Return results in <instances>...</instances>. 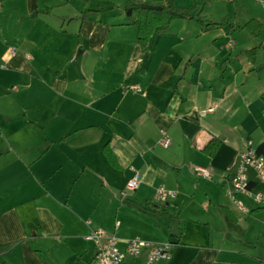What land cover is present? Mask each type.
I'll use <instances>...</instances> for the list:
<instances>
[{
    "label": "crops",
    "instance_id": "0c3cea01",
    "mask_svg": "<svg viewBox=\"0 0 264 264\" xmlns=\"http://www.w3.org/2000/svg\"><path fill=\"white\" fill-rule=\"evenodd\" d=\"M94 1L0 0V246L11 245L0 261L90 264L84 237L97 228L173 243L158 264H264V205L255 200L264 183L227 194L244 140L264 143L254 65L236 64L242 52L225 29L186 20L141 49L123 0ZM194 1L174 0L183 9ZM194 166L210 178L195 177ZM134 172L141 182L128 204L121 194ZM159 186L175 194L165 204H153Z\"/></svg>",
    "mask_w": 264,
    "mask_h": 264
},
{
    "label": "built area",
    "instance_id": "2783aa9c",
    "mask_svg": "<svg viewBox=\"0 0 264 264\" xmlns=\"http://www.w3.org/2000/svg\"><path fill=\"white\" fill-rule=\"evenodd\" d=\"M261 2L264 8V1ZM230 46V45H229ZM13 55V51L10 52ZM135 91L139 92L138 89ZM212 112L208 109L203 113ZM163 148H168L170 140L163 137L160 141ZM193 174L197 178H210L207 169L194 166ZM254 174L255 179L250 177ZM264 183V156L257 153V148L253 146L250 139H245L243 150L238 153L234 162V173L229 184L231 190L227 191L228 195L233 193L250 194L249 185L253 182ZM141 182L140 175L134 172L133 176L127 181L125 191L121 194L125 198L128 193L135 192ZM175 196L174 192L167 190L163 186L156 189L154 200L159 204H165L169 199ZM255 200L264 205V196H257ZM89 224V222H87ZM85 241L92 245L94 250L93 258L90 264H124L126 259L136 260L144 256L145 264H158L159 262L169 261L172 253L173 243L156 244L139 240L137 238L121 241L114 235H108L103 230L91 229L84 237ZM125 244V248H120V243Z\"/></svg>",
    "mask_w": 264,
    "mask_h": 264
},
{
    "label": "trees",
    "instance_id": "16d2710c",
    "mask_svg": "<svg viewBox=\"0 0 264 264\" xmlns=\"http://www.w3.org/2000/svg\"><path fill=\"white\" fill-rule=\"evenodd\" d=\"M142 3L139 0H124L123 12L126 18V26L136 27V44L144 49L149 43L151 36L155 33L162 34L166 32L174 20H186L195 22L200 25L204 32L209 28L217 27L215 23H206L202 16V9L197 1L190 8H178L174 0H166L165 4L160 7V10H147L141 8ZM85 14V13H84ZM243 29L260 41L261 47H264V25L255 19L249 20L243 26ZM247 54L253 59V50ZM219 147V143L215 140L211 141L203 150L208 156H213ZM103 153L107 162L114 169H119L116 158L109 146L106 144L103 147ZM257 153L264 156V143L259 145ZM249 185V189L252 187ZM11 245L0 246V255L9 251ZM0 264H5L0 261Z\"/></svg>",
    "mask_w": 264,
    "mask_h": 264
},
{
    "label": "rangeland",
    "instance_id": "374dc122",
    "mask_svg": "<svg viewBox=\"0 0 264 264\" xmlns=\"http://www.w3.org/2000/svg\"><path fill=\"white\" fill-rule=\"evenodd\" d=\"M106 1V2H105ZM115 0H104L101 2V5H106L107 3H115L112 2ZM199 3L200 8L202 9V16L206 23H215L217 27H212L207 29L206 31L218 30V28L225 29V32L231 33L233 49L237 51V53L242 52L238 57H242L243 59L239 61L240 58L236 57V64L240 66H248V62H252L255 68V76L253 75L256 83H261L264 85V47H261V43L258 39L252 37L248 31L243 29L245 23H247L251 19H260L262 24L264 25V8L261 2L256 0H195ZM194 1V2H195ZM262 1V0H261ZM97 3V0L94 1ZM93 2V8H94ZM124 3V0H123ZM123 6V4H122ZM104 7V6H103ZM157 7V6H155ZM160 7V6H158ZM123 9V8H122ZM227 19L228 22H224ZM214 29V30H213ZM231 43V42H230ZM231 43V46H232ZM253 50L254 56L253 61H251V57L249 58L245 55V51ZM244 51V52H243ZM247 60V61H246ZM260 67H262V75L259 77L258 72ZM260 79V80H258ZM124 202H128L127 200L122 199ZM157 203L153 200V204ZM131 208V207H130ZM134 210L129 209L127 211L128 215H134ZM121 216V214H120ZM119 216L113 215L109 218L108 222L110 225L114 222V220ZM122 218V217H121ZM125 225V224H124ZM127 227L124 226V229Z\"/></svg>",
    "mask_w": 264,
    "mask_h": 264
},
{
    "label": "water",
    "instance_id": "95a60500",
    "mask_svg": "<svg viewBox=\"0 0 264 264\" xmlns=\"http://www.w3.org/2000/svg\"><path fill=\"white\" fill-rule=\"evenodd\" d=\"M141 8L147 9V10H156V11L160 10V7L149 6V5H144V4L141 5Z\"/></svg>",
    "mask_w": 264,
    "mask_h": 264
}]
</instances>
